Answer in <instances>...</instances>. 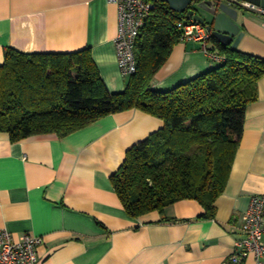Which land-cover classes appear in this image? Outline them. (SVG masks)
Instances as JSON below:
<instances>
[{
	"label": "crops",
	"instance_id": "crops-1",
	"mask_svg": "<svg viewBox=\"0 0 264 264\" xmlns=\"http://www.w3.org/2000/svg\"><path fill=\"white\" fill-rule=\"evenodd\" d=\"M238 11L243 35L236 50L264 60V19ZM117 24L116 6L108 0H0V66L5 48L24 54L89 49L107 91L122 93L128 77L118 67ZM207 47L219 54L213 41ZM219 64L200 43L179 42L154 76L152 90L170 91ZM255 92L214 219H198L205 211L194 200L168 206L164 216L170 222L157 211L138 218L126 214L110 178L129 148L163 126L133 109L65 137L37 135L12 143L0 133V230L15 240L41 237L38 264H223L241 237L240 219L250 199L264 193V76Z\"/></svg>",
	"mask_w": 264,
	"mask_h": 264
},
{
	"label": "trees",
	"instance_id": "trees-1",
	"mask_svg": "<svg viewBox=\"0 0 264 264\" xmlns=\"http://www.w3.org/2000/svg\"><path fill=\"white\" fill-rule=\"evenodd\" d=\"M140 30L136 71L122 93L110 94L89 49L72 53L24 54L5 48L0 66V133L12 143L46 134L65 137L108 115L139 110L163 126L129 148L112 186L126 214L138 218L182 200L204 208L198 219H214L245 120L256 100L264 60L225 47L224 61L167 92L152 81L181 40L184 13L160 0Z\"/></svg>",
	"mask_w": 264,
	"mask_h": 264
},
{
	"label": "built area",
	"instance_id": "built-area-1",
	"mask_svg": "<svg viewBox=\"0 0 264 264\" xmlns=\"http://www.w3.org/2000/svg\"><path fill=\"white\" fill-rule=\"evenodd\" d=\"M237 5L239 9L254 12L264 19V6L247 0H223ZM117 9V35L114 44L117 52L119 70L124 77L136 71L134 47L147 18L153 10V4L146 0H108ZM181 31L180 42L194 41L201 44L204 52L219 63L224 57L210 52L208 44L211 33L201 24L192 20H182L177 24ZM238 228L240 239L235 250L223 264H244L248 257L253 264H264V193L250 199L247 210L241 216ZM42 238L24 234L15 240L7 230H0V264H38V248Z\"/></svg>",
	"mask_w": 264,
	"mask_h": 264
},
{
	"label": "water",
	"instance_id": "water-1",
	"mask_svg": "<svg viewBox=\"0 0 264 264\" xmlns=\"http://www.w3.org/2000/svg\"><path fill=\"white\" fill-rule=\"evenodd\" d=\"M172 11L184 13L185 20L194 21L206 28L213 39L235 50L243 33L236 21L239 8L223 0H160ZM264 6V0H248ZM194 5V6H193Z\"/></svg>",
	"mask_w": 264,
	"mask_h": 264
},
{
	"label": "bare ground",
	"instance_id": "bare-ground-1",
	"mask_svg": "<svg viewBox=\"0 0 264 264\" xmlns=\"http://www.w3.org/2000/svg\"><path fill=\"white\" fill-rule=\"evenodd\" d=\"M144 27V26H143Z\"/></svg>",
	"mask_w": 264,
	"mask_h": 264
},
{
	"label": "flooded vegetation",
	"instance_id": "flooded-vegetation-1",
	"mask_svg": "<svg viewBox=\"0 0 264 264\" xmlns=\"http://www.w3.org/2000/svg\"><path fill=\"white\" fill-rule=\"evenodd\" d=\"M194 6V5H193Z\"/></svg>",
	"mask_w": 264,
	"mask_h": 264
}]
</instances>
